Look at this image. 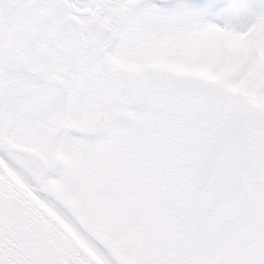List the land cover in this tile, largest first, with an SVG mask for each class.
<instances>
[{
	"label": "snow or ice",
	"instance_id": "obj_1",
	"mask_svg": "<svg viewBox=\"0 0 264 264\" xmlns=\"http://www.w3.org/2000/svg\"><path fill=\"white\" fill-rule=\"evenodd\" d=\"M0 264H264V0H0Z\"/></svg>",
	"mask_w": 264,
	"mask_h": 264
}]
</instances>
